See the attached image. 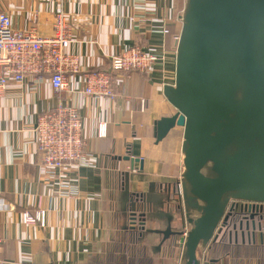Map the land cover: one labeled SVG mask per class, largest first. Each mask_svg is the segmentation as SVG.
I'll list each match as a JSON object with an SVG mask.
<instances>
[{
    "label": "crops",
    "instance_id": "1",
    "mask_svg": "<svg viewBox=\"0 0 264 264\" xmlns=\"http://www.w3.org/2000/svg\"><path fill=\"white\" fill-rule=\"evenodd\" d=\"M182 6L183 0L1 1L13 29L34 28L42 36L53 33L58 9L68 12L73 35L68 52L79 57L81 73L108 70L112 55L133 46L163 55L164 64L148 74H114L115 97L98 102L79 92L81 73L70 75L71 90L58 93L47 76L7 85L0 97V196L9 209L0 211V264H179L180 248L160 245L158 234L142 231L130 241L127 205L131 193L146 195L149 213L157 216L148 217L145 226L162 229L165 219L158 213L170 209L165 188L181 172L182 129L173 128L156 143L153 123L175 111L162 86L174 81L176 44L162 27L179 31ZM57 104L77 108L86 149L94 157L89 166L49 181L32 129L37 117ZM100 122L106 123L104 137L96 134ZM128 155L142 159V168L138 162L129 168ZM70 186L77 195L63 194ZM40 195L45 225L22 223L21 214H34ZM241 248L237 256L212 253L218 257L213 264H264L252 245Z\"/></svg>",
    "mask_w": 264,
    "mask_h": 264
},
{
    "label": "water",
    "instance_id": "2",
    "mask_svg": "<svg viewBox=\"0 0 264 264\" xmlns=\"http://www.w3.org/2000/svg\"><path fill=\"white\" fill-rule=\"evenodd\" d=\"M177 21L174 81L162 86L175 111L154 121L153 137L182 129L181 172L166 185L162 229L145 226L157 215L142 193L129 197L128 224L180 248L179 264H213L206 251L233 210L244 214L240 236L264 244V0H183Z\"/></svg>",
    "mask_w": 264,
    "mask_h": 264
},
{
    "label": "built area",
    "instance_id": "3",
    "mask_svg": "<svg viewBox=\"0 0 264 264\" xmlns=\"http://www.w3.org/2000/svg\"><path fill=\"white\" fill-rule=\"evenodd\" d=\"M70 22L69 13L60 8L54 14L53 33L42 36L34 28L13 29L9 13L0 8V97L9 83H23L29 76H47L55 93L71 90L70 75L81 72L79 57L68 52L73 40ZM171 32L167 26L162 27V33L170 34L176 44L179 31ZM163 64L164 56L161 54L148 52L140 46L128 47L110 57L108 70L81 73L79 92L96 102L103 98L113 99L116 94L114 74L132 71L148 74L154 67L163 69ZM32 130L40 168L49 181L92 163L94 155L86 149L77 108L57 104L37 117ZM96 134L98 137L106 135L105 122L98 123ZM62 192L67 196L78 194L75 186ZM42 199V195L38 196L34 214L27 211L21 214L22 223L45 225L46 210ZM8 209L9 205L0 196V211ZM2 244L0 237V250Z\"/></svg>",
    "mask_w": 264,
    "mask_h": 264
},
{
    "label": "trees",
    "instance_id": "4",
    "mask_svg": "<svg viewBox=\"0 0 264 264\" xmlns=\"http://www.w3.org/2000/svg\"><path fill=\"white\" fill-rule=\"evenodd\" d=\"M139 72V71H138ZM142 73V72H140ZM125 74V73H123ZM145 74V73H144ZM136 194V193H135ZM141 194V193H137ZM171 196H174L171 194ZM130 208V204L127 205V210ZM244 214L240 213L239 211L233 210L229 215L225 226L222 229V232L218 236V238L210 244L208 247V251H206L205 261H214L218 257L225 256V255H239L243 253V248H241L242 244L245 245H252L254 251H256L259 257L264 259V244H256L250 241V239L246 236V231H244V238L240 236V241L237 240L238 234H240L241 230L238 227L239 222L244 219ZM244 230V226L242 228ZM142 230L138 226L135 230H131L130 233V241L136 242L138 236H140ZM217 252L218 257H211V254Z\"/></svg>",
    "mask_w": 264,
    "mask_h": 264
}]
</instances>
